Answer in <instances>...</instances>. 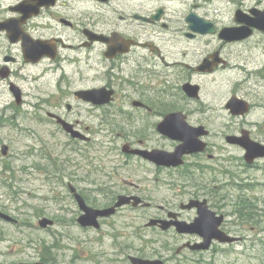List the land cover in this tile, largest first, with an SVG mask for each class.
<instances>
[{
    "label": "flooded vegetation",
    "instance_id": "flooded-vegetation-1",
    "mask_svg": "<svg viewBox=\"0 0 264 264\" xmlns=\"http://www.w3.org/2000/svg\"><path fill=\"white\" fill-rule=\"evenodd\" d=\"M113 1L0 0V23L21 18L26 43H42L52 55H44L36 62L28 61L23 40L12 43L5 31H0V37L9 42L10 49L20 48L25 65L37 67L48 63L51 71L60 75V85L68 82V86L60 87L55 106H65L67 115L73 118L61 112H48L47 118L73 141L83 144L85 151L78 150H83L84 157L96 139H105L104 146L116 152L113 170L116 168L117 181L112 185L118 190L116 194L112 191L114 195L108 204L95 207L91 203L95 192H104L102 186L87 187L85 191L70 182L71 194L78 204L73 186L95 208L111 207L121 195L139 197L150 205L125 206L153 209L151 219L188 224L198 217L200 204L214 212L215 217L223 216L219 228L237 237L233 242L214 238L205 251L244 243L246 239L229 227L225 209L235 202L233 212L239 215L246 208L244 189H250L251 184L243 174L264 166L261 165L264 157L248 159L243 145L245 136L264 145V124L253 131L255 122L249 121L253 111L264 108L261 104L264 102V45L260 42L255 47L251 45L258 30L254 29L245 39L227 40L220 36L224 26L195 11L199 4H194L193 10L186 14L165 7L128 13L122 10L123 4ZM18 6L20 10L16 9ZM238 9L252 18V10L263 8ZM191 14L211 23L214 31L194 30L188 20ZM235 25L234 20L229 26ZM157 28L164 30L163 38L157 34ZM7 58L10 59L2 66H7L12 75L9 63L16 62L17 58L10 54L4 56ZM236 59L240 65H234ZM234 71L246 77L237 79L231 74ZM83 91H90L89 98L81 94ZM233 99L244 103L247 111L236 113L231 107ZM59 118L69 124L71 131ZM178 147L182 150V163L169 165L168 155ZM124 167H130L133 181L123 178ZM99 169L107 178H113V170ZM86 172L88 177L93 172L90 165ZM141 182L151 186L149 193L142 194L145 189H141ZM233 190L238 191L235 200L231 199ZM158 200L165 204L154 205ZM192 203L195 205L189 207ZM123 207L110 217L100 218L99 228L80 225L78 219L84 212L79 207L76 223L85 231L98 233L104 225H113L111 220ZM0 221L19 224L16 217L5 211L0 212ZM149 228L160 230L175 244L182 241L177 252L184 249L205 252L188 246L205 241L199 233H179L175 225L164 230L160 223ZM10 251V259H0L1 263L64 264L43 248ZM15 251L18 257L11 258ZM164 261L167 264L168 260Z\"/></svg>",
    "mask_w": 264,
    "mask_h": 264
},
{
    "label": "rangeland",
    "instance_id": "rangeland-1",
    "mask_svg": "<svg viewBox=\"0 0 264 264\" xmlns=\"http://www.w3.org/2000/svg\"><path fill=\"white\" fill-rule=\"evenodd\" d=\"M113 2L123 4L122 10L128 13L140 9L149 12L165 7L170 11L186 14L193 10L194 4H199L200 7L195 11L199 15L216 19L220 27L234 24L238 7L248 9L258 6L264 9V0ZM93 9L96 12L98 10L95 6ZM157 34L163 38L164 30L159 28ZM252 40L253 47L258 42L263 46L264 32L256 31ZM19 51L18 46L10 49L9 42L0 37V69L6 63L5 55L17 58L16 62L9 63L12 75L9 74L6 78L0 76V210L9 212L19 220L17 225L0 221V259H10L8 254L13 248H43L44 252L55 254V258L64 264H131L130 255L162 258L168 260L167 264H264V166L243 174L248 179L246 182L251 184L250 189H244L245 197L253 205L247 212L254 213L256 219L243 220L233 212L235 202L225 209L229 227L246 239L242 244L219 246V251L194 253L184 249L177 253L182 241L175 244L171 237L160 230L147 227L154 210L142 207L121 208L119 214L111 220L113 225H104L98 233L81 228L75 219L80 209L68 184L71 182L85 191L87 187H104L103 193L93 194L91 203L95 207L105 206L118 190L117 186L112 185L117 181L116 168L113 170L116 152H110L104 146L105 139H96L91 150H87L88 156L84 157L83 144L73 141L70 135L51 123L47 118L48 112L67 115L65 106H55V99L60 96V87L68 86V82L60 85V75L53 73L48 63L37 67L25 65ZM233 63L235 66L240 65L237 59ZM232 76L237 79L246 77L235 71ZM11 83L22 90L21 104L17 103L11 91ZM65 117L73 118L69 115ZM249 121L255 122L253 131H257L264 124V108L253 111ZM4 144L9 146L7 155L2 153ZM79 148L83 150L79 151ZM89 165L93 172L88 177L86 170ZM99 168L110 172L113 170V178H107ZM121 172L124 179L133 181L130 167H124ZM140 185L141 189H145L142 194L149 193L151 186H148V182H141ZM231 192V199L235 200L238 191ZM156 204L165 203L158 200L154 203ZM246 209L247 207L242 211ZM43 218L55 223L42 227L39 222ZM14 253L11 258L18 257L17 251Z\"/></svg>",
    "mask_w": 264,
    "mask_h": 264
},
{
    "label": "water",
    "instance_id": "water-1",
    "mask_svg": "<svg viewBox=\"0 0 264 264\" xmlns=\"http://www.w3.org/2000/svg\"><path fill=\"white\" fill-rule=\"evenodd\" d=\"M20 10V6L16 8ZM254 13V17H249L242 10H237L235 14V20L241 24V26H233V27H224L220 31V36L227 40H241L249 37L255 29H259L264 31V10L254 9L252 10ZM159 17L158 15L156 16ZM25 19V18H24ZM188 20L191 21V27L194 30L206 32V31H214V28L211 27V23L206 22L203 18L198 17L195 14H191L188 16ZM0 31H6L7 36L11 42H19L23 40V44L25 45L24 56L28 61H38L44 55H52L48 47L39 42H27V36L23 33L22 30V22L21 18H13L4 23H0ZM114 50V48H112ZM10 58H7L8 61ZM10 74L9 68L7 66H3L0 69V76L3 78L8 77ZM11 91L15 95L17 99V103L21 104L22 102V91L19 86L14 83H11ZM90 91H83L81 93L85 98H89ZM231 107L236 113L246 112L247 106L242 103L239 99H233L231 101ZM50 115H53L50 113ZM60 122H63L65 128L68 131H71L69 124L63 119L59 118ZM75 136V134H72ZM175 137L174 135H172ZM243 145L247 149V158L255 159L257 157H264V145L256 143L255 141L249 139L247 136L244 137ZM126 148V147H125ZM9 151V146L4 144L2 146L3 155H7ZM182 150L181 147H178L175 152L168 155L169 165L177 166L182 163L181 160ZM72 191L75 193V197L78 201L80 209L84 212L78 221L84 226H90L99 228L100 222L99 218L110 217L115 214L119 207H122L127 204H132L134 207H137L140 203H143L142 199L139 197H130L121 195L118 198V201L111 207L107 208H95L87 204L83 196L77 193L76 189L72 186ZM144 206H149L150 203H143ZM195 204L189 205V207ZM199 206L198 217L196 220L188 224L183 221H168L166 219H151L147 226L157 225L160 223V227L164 230L168 229L171 225H175L176 229L179 233H199L203 237H205V241L200 244L188 245L192 249H202L206 250L210 247V244L214 238L219 239L222 242H233L236 237H232L227 235L224 231H222L219 226L222 223L223 216L215 217V213L210 211L207 206L203 207ZM54 223L53 220L48 218H43L40 220V225L42 227H47L48 225H52ZM179 252V251H178ZM132 264H165L162 259H147L138 256L131 255L129 257ZM0 264H7L1 263ZM15 264H31V263H15ZM33 264H46V263H33Z\"/></svg>",
    "mask_w": 264,
    "mask_h": 264
},
{
    "label": "trees",
    "instance_id": "trees-1",
    "mask_svg": "<svg viewBox=\"0 0 264 264\" xmlns=\"http://www.w3.org/2000/svg\"><path fill=\"white\" fill-rule=\"evenodd\" d=\"M246 207H247L246 211L240 212L239 216L241 218H243V219L245 218L247 220L253 219L255 217V214L251 213V211L247 212L249 209L253 208L252 202H250V203H249V201L246 202Z\"/></svg>",
    "mask_w": 264,
    "mask_h": 264
},
{
    "label": "bare ground",
    "instance_id": "bare-ground-1",
    "mask_svg": "<svg viewBox=\"0 0 264 264\" xmlns=\"http://www.w3.org/2000/svg\"><path fill=\"white\" fill-rule=\"evenodd\" d=\"M231 74H232V73H231ZM210 171H211V170H210ZM205 172H206V171H205ZM213 172H214V171H213ZM208 173H209V172H208ZM216 174H217V173H216ZM211 175H212V174H211ZM260 201H261V200H260ZM261 203H262V202H261ZM257 210H258V209H257ZM262 212H263V211H262ZM258 213H259V212H258ZM259 215H260V214H259ZM263 215H264V214H263ZM261 216H262V215H261ZM258 217H259V216H258ZM244 219H245V218H244ZM244 219H243V220H244ZM254 219H256V218H254ZM254 219H253V220H254ZM251 220H252V219H251ZM262 220H263V219H262ZM262 220H261V221H262ZM255 222H256V221H255Z\"/></svg>",
    "mask_w": 264,
    "mask_h": 264
}]
</instances>
